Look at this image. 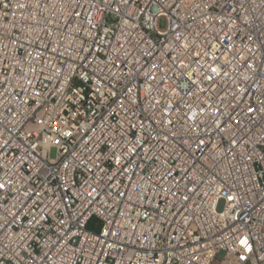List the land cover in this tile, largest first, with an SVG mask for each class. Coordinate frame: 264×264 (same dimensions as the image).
I'll return each instance as SVG.
<instances>
[{
  "label": "built area",
  "instance_id": "2783aa9c",
  "mask_svg": "<svg viewBox=\"0 0 264 264\" xmlns=\"http://www.w3.org/2000/svg\"><path fill=\"white\" fill-rule=\"evenodd\" d=\"M0 264H264V0H0Z\"/></svg>",
  "mask_w": 264,
  "mask_h": 264
},
{
  "label": "bare ground",
  "instance_id": "6f19581e",
  "mask_svg": "<svg viewBox=\"0 0 264 264\" xmlns=\"http://www.w3.org/2000/svg\"><path fill=\"white\" fill-rule=\"evenodd\" d=\"M148 16H155V9H148ZM175 11H168V16H163L162 21L166 22V25L174 24Z\"/></svg>",
  "mask_w": 264,
  "mask_h": 264
},
{
  "label": "rangeland",
  "instance_id": "374dc122",
  "mask_svg": "<svg viewBox=\"0 0 264 264\" xmlns=\"http://www.w3.org/2000/svg\"><path fill=\"white\" fill-rule=\"evenodd\" d=\"M165 25H166V22L162 21V28H165ZM51 158L57 159V150L55 147L51 149Z\"/></svg>",
  "mask_w": 264,
  "mask_h": 264
}]
</instances>
